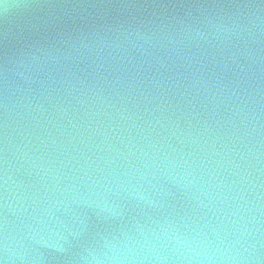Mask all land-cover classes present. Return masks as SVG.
<instances>
[{
  "label": "water",
  "instance_id": "water-1",
  "mask_svg": "<svg viewBox=\"0 0 264 264\" xmlns=\"http://www.w3.org/2000/svg\"><path fill=\"white\" fill-rule=\"evenodd\" d=\"M0 264H264V0H0Z\"/></svg>",
  "mask_w": 264,
  "mask_h": 264
}]
</instances>
